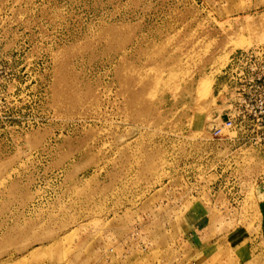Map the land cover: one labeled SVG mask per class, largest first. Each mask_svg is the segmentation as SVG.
Masks as SVG:
<instances>
[{
  "label": "rangeland",
  "instance_id": "obj_1",
  "mask_svg": "<svg viewBox=\"0 0 264 264\" xmlns=\"http://www.w3.org/2000/svg\"><path fill=\"white\" fill-rule=\"evenodd\" d=\"M0 264H264V0H0Z\"/></svg>",
  "mask_w": 264,
  "mask_h": 264
},
{
  "label": "built area",
  "instance_id": "obj_2",
  "mask_svg": "<svg viewBox=\"0 0 264 264\" xmlns=\"http://www.w3.org/2000/svg\"><path fill=\"white\" fill-rule=\"evenodd\" d=\"M246 102V101H245ZM240 116V115H238ZM247 126V120L241 119L237 123L233 118L232 119H227L224 122L218 124L214 129H213V135L218 138H228L232 139V133L235 132L238 129L243 130Z\"/></svg>",
  "mask_w": 264,
  "mask_h": 264
}]
</instances>
